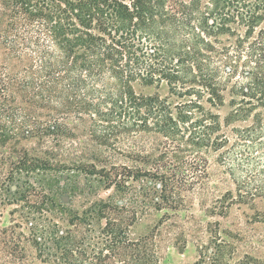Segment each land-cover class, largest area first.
Listing matches in <instances>:
<instances>
[{
  "label": "trees",
  "instance_id": "obj_1",
  "mask_svg": "<svg viewBox=\"0 0 264 264\" xmlns=\"http://www.w3.org/2000/svg\"><path fill=\"white\" fill-rule=\"evenodd\" d=\"M4 4L0 205L39 190L48 261L162 264L155 229L137 239L130 229L186 208L213 152L237 186L225 208L264 203V0ZM30 139H48V153ZM67 139L72 163L60 157ZM254 216L264 222V210Z\"/></svg>",
  "mask_w": 264,
  "mask_h": 264
},
{
  "label": "rangeland",
  "instance_id": "obj_2",
  "mask_svg": "<svg viewBox=\"0 0 264 264\" xmlns=\"http://www.w3.org/2000/svg\"><path fill=\"white\" fill-rule=\"evenodd\" d=\"M7 19L8 10L4 0H0V33ZM5 57V47L0 43V63ZM136 88L145 94L158 92L166 96L168 93L165 85ZM229 97L218 109L222 119L231 109ZM231 129L232 126L224 127L230 136ZM72 141L60 143L66 150L60 157L67 163H72ZM24 143L33 153H48V139H30ZM208 170L205 188L190 196L186 208L162 224L159 221L163 212L151 211L131 227L130 237L137 239L155 229L162 264H264V222L254 216L256 209L264 210L263 201L257 199L254 208L245 203H233L225 208L231 200L228 191L236 194V183L216 152L209 156ZM34 193L33 200L26 204L0 205V264H56L48 261V208L42 209L46 207L42 202L46 199L39 190Z\"/></svg>",
  "mask_w": 264,
  "mask_h": 264
}]
</instances>
